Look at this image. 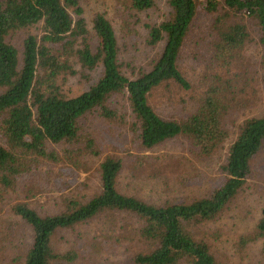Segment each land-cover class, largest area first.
Returning <instances> with one entry per match:
<instances>
[{
  "label": "trees",
  "instance_id": "1",
  "mask_svg": "<svg viewBox=\"0 0 264 264\" xmlns=\"http://www.w3.org/2000/svg\"><path fill=\"white\" fill-rule=\"evenodd\" d=\"M125 1L135 16L152 8L156 0ZM168 4L169 18L148 26L147 43L155 46L163 42L159 56L148 70L127 77L118 63L114 31L102 14H94L89 31L78 0H0V188L13 186L15 176L36 170L41 163L50 167L64 162L65 169H72L66 171L68 174L79 169L73 155L80 154L81 145L98 153L93 148L94 137L80 124L92 112L106 120L129 117V128L145 148L179 136L197 155H210L221 145L228 135V117L239 107L236 92L249 82L240 70L249 31L241 21L220 24L226 13L219 11L252 21L262 50L260 81L264 85V0H168ZM198 6L216 18L209 72L193 86L179 68L178 57ZM37 25L41 26L40 35H27L21 52L8 40L15 31ZM233 69L239 71L238 76ZM67 75L85 79L87 88L69 94L62 88ZM171 82L192 94L191 111L178 119L162 117L149 103L156 88ZM249 88L252 98L255 91ZM116 96L124 101L123 111L112 105ZM263 142L264 113L243 120L220 167V182L189 203L153 204L121 193L116 183L122 160L104 157L99 164L100 189L95 194L89 196L79 190L61 193L51 212H40L27 201L12 206L13 215L19 218L14 223L30 231L23 264L72 259L75 253L53 249V234L104 211L124 212L140 221L135 234L148 250L135 254L134 264H218L208 244L194 237L190 227L212 220L224 209L244 185L250 161ZM49 144L63 146L58 152L49 149ZM1 214L0 208V225ZM10 230L8 226L3 233L1 253L4 246L19 245L17 235L10 238ZM261 238L264 206L254 229L242 235L240 243L247 245Z\"/></svg>",
  "mask_w": 264,
  "mask_h": 264
},
{
  "label": "rangeland",
  "instance_id": "2",
  "mask_svg": "<svg viewBox=\"0 0 264 264\" xmlns=\"http://www.w3.org/2000/svg\"><path fill=\"white\" fill-rule=\"evenodd\" d=\"M78 1L89 31L92 30V18L96 13L102 14L111 24L116 38L118 63L125 76L134 77L140 71L149 69L159 56L163 42L155 46L147 43L148 26L169 18L171 8L168 0H156L152 8L137 12L135 16L131 14L125 0ZM219 13H226L220 24L241 21L249 31L242 50L244 66L240 69L241 75L247 74L249 82L243 90L238 89L236 92L239 107L228 117V135L221 145L210 155H197L190 151L188 141L179 136L145 148L129 128V117L125 116V120L120 117L106 120L93 112L85 115L80 124L94 137L93 148L98 151L97 154L84 150V145H81L83 150L80 154L73 155L80 164V168L74 172L68 174L72 169H65L64 162L50 166L51 169L41 163L38 169L15 176L13 186L0 188V243L3 244V233L8 226L11 228L10 238L17 235L19 239L18 247L2 248L0 264H23L29 242L30 231L14 223L19 218L13 215L12 206L27 201L40 212H51L61 193L65 195L71 190H79L85 195L95 194L100 189L99 164L106 156H117L122 160L116 188L123 194L153 204L189 203L205 196L220 182V167L242 121L264 113V85L260 81L262 50L253 31L252 21L242 19L239 14L234 16L228 11L220 10ZM215 18L216 14L205 12L198 6L179 52L178 66L193 86L209 72L207 68ZM40 33L41 26L37 25L15 31L8 40L21 52L26 36ZM238 72L233 69L236 76ZM94 75L91 73V76ZM87 86L85 79L74 75H67L62 82V88L71 95L81 92ZM249 87L255 91L252 98ZM191 95V92L171 82L167 87L156 88L150 94L149 103L162 117L178 119L191 111ZM111 101L112 105L123 111L124 101L121 96L113 97ZM62 146L48 145L49 149L58 152ZM263 206L264 142L250 161V174L242 188L215 218L196 223L190 230L194 237L208 244L218 264H264V238L247 245L240 243L241 236L254 229L262 215ZM140 225L136 217L127 213L104 211L89 221L60 229L52 236L53 249L62 254L75 253V256L52 264H134L133 256L148 250L147 244L135 234ZM177 264L188 263L181 261Z\"/></svg>",
  "mask_w": 264,
  "mask_h": 264
}]
</instances>
